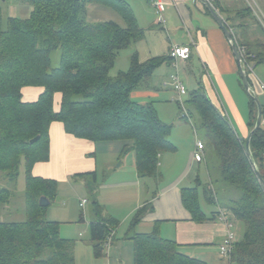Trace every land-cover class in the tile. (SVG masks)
<instances>
[{
    "label": "trees",
    "instance_id": "16d2710c",
    "mask_svg": "<svg viewBox=\"0 0 264 264\" xmlns=\"http://www.w3.org/2000/svg\"><path fill=\"white\" fill-rule=\"evenodd\" d=\"M13 1L22 3L21 7L28 11L26 18L9 15L3 5ZM91 4L111 9L124 25L112 20L89 22ZM227 25L247 61L264 64V39L257 42L247 36L252 27L259 25L252 8L244 6L230 11ZM144 36L145 30L128 0H0V172L17 184L21 169L24 170L26 201L24 221L0 222V264H76V241L63 238L59 224L46 219L47 207L39 204L41 197L51 203L56 199L57 183L32 174L36 163L50 158L53 122H61L68 134L80 139L96 143L125 142L122 153H135L139 177L161 179L162 154L176 151L169 138L172 126L160 120L153 103H139L132 94L171 58L155 57L141 62L135 51L127 72L110 75L120 52ZM56 52L60 54L57 64L53 57ZM246 72L252 86L254 80L250 71L246 69ZM25 87H39L43 91L36 101L25 102L22 94ZM57 94L61 96L59 111L55 110ZM187 102L198 113L218 156L221 189L232 187L239 192L237 198L223 195L227 202L222 203L208 171L207 185L211 189L204 186L206 201L226 210L232 219L245 226L231 262L264 264V190L246 154L245 142L240 141L227 116L213 104L203 85L189 92ZM249 107L248 126L252 130L258 110L251 97ZM262 107L264 120L263 103ZM179 108L183 118L192 121L186 102L184 108L180 105ZM38 136L39 140L31 143ZM250 148L264 179V124L251 138ZM90 174L97 184L95 172L79 176ZM197 183L182 189L181 197L192 220L202 223L209 218L201 208L197 187L201 184ZM12 196L11 190L0 189V208ZM152 209L147 204L133 216L127 236L133 244V264H207L181 253L175 241L161 237L158 224L149 234L136 233V227ZM219 209L212 219L218 216ZM92 211L90 242L99 258L117 221L104 215L97 198L93 199Z\"/></svg>",
    "mask_w": 264,
    "mask_h": 264
},
{
    "label": "crops",
    "instance_id": "0c3cea01",
    "mask_svg": "<svg viewBox=\"0 0 264 264\" xmlns=\"http://www.w3.org/2000/svg\"><path fill=\"white\" fill-rule=\"evenodd\" d=\"M130 1L131 0H128V3L132 7ZM164 2L166 6V22L165 25L161 27L167 30V26H170V30L173 34H176V36H187L191 40L188 44H177L192 47V53L189 59L178 62V70H183L185 72L188 71L189 74L191 73L194 75L192 69H200V78L202 79V84L208 97L216 107L225 111L229 117L232 116L242 132V136L247 137L250 129L248 124L244 123V120L239 116L235 97L239 95L240 91L238 86L240 84L237 80L239 67L230 42L212 17L207 8L206 2H201L200 0H164ZM146 3L147 4L142 3V6H151L155 12L152 3L149 0H146ZM210 5L226 23L230 11L234 12L245 6L244 2L241 0H214ZM89 6L92 8H89L88 11L93 9L94 15L102 16V13L110 14L108 10L111 9L106 8L103 5L91 4ZM225 10L230 11L228 12ZM14 11L16 13L17 9L15 8ZM111 16L113 18L115 17L113 14H111ZM106 21L110 20L107 19ZM116 22L122 26L124 25L121 18L119 21L116 20ZM236 23H239L238 19ZM168 31L167 33L169 36ZM173 44H170L167 51L162 55H160L161 53L159 52L156 53L153 49L150 50L147 55L145 54L144 57L139 50L136 52L139 54L140 61L146 62L151 58L170 56L169 53ZM164 66L171 68V61L159 67L154 72V76L150 77L144 84L145 87L143 86L135 91L132 94V97L135 99L139 98L142 101L143 98H149L152 96V90L155 87V85L153 86V77L161 74L162 71L164 72ZM170 76L172 78V75ZM253 82L257 84L253 89L255 93L258 95L263 94L259 88L258 82L255 80ZM42 91L43 89L39 87H25L22 90L23 100L25 102L36 101ZM60 104L61 96L60 94H57L55 97L56 111H59ZM125 144L126 143L122 141L96 143L87 139H80L68 134L61 122H53L50 126V158L46 162L36 163L32 169V174L35 177L55 181L57 183L58 195L61 186L73 181L74 177L79 174L95 172L98 181V171L99 168H101V164L104 166L107 165L108 169H111V163L98 162V156L102 154L107 157L113 155V157L116 158V161L121 160L117 168H115L113 175L115 176L118 174V181L114 180L111 183H108V185L103 186V189L104 187L114 186L126 188L136 186V188H140V183L144 180H149V185H151L153 189L150 199L149 196L144 199L136 197L135 207L123 217V219L118 215L120 213H117L115 209L110 212L106 210L108 203H103V205L99 202L104 208V215L111 216L116 221L121 218L124 222L122 227L127 224L124 235L122 236L124 240L129 241L127 236L129 234L132 220L129 223L128 221L135 215L139 208L150 204L153 209L146 212L145 217L135 229L136 233L149 234L158 224L161 237L175 241L178 244V250L181 253L192 258L201 259L207 264H234L223 259L219 254V246L224 240L226 231L225 226L218 221L217 216L213 217V219L212 216H214V213H217L220 207H218V205L210 204L213 206V210H211L210 213L201 207L209 220L198 223L192 220L190 212L182 203L181 191L184 188L194 187V183L196 184L199 181V169L202 162H194L191 154L186 162H176L171 156H163V154L160 162L161 179L158 181L151 178L142 179L137 173L135 153L132 152V156L123 155L122 153ZM105 171L106 170L102 169L101 173L103 174ZM147 189L151 192L150 186L147 187ZM202 193L204 195V190H202ZM139 195L140 194H137V196ZM80 203L81 201L79 202L81 207ZM206 203L208 202L206 201ZM116 205L119 204L117 203ZM91 214V220H93V211H91ZM118 233V231L115 233L111 245H114ZM79 242L81 243L78 244ZM84 244V242L82 243V241L77 240L75 248H81ZM85 245L88 246L87 249L89 250L85 260H83L84 264H104L103 259H108L107 263L112 264L111 257L104 258L106 254H102L99 258L94 255L91 242L90 244L88 243ZM111 249L112 253H115L112 246Z\"/></svg>",
    "mask_w": 264,
    "mask_h": 264
},
{
    "label": "rangeland",
    "instance_id": "374dc122",
    "mask_svg": "<svg viewBox=\"0 0 264 264\" xmlns=\"http://www.w3.org/2000/svg\"><path fill=\"white\" fill-rule=\"evenodd\" d=\"M244 2L245 6H249L252 8L255 16L259 20V25L257 27H252L249 33L247 32V36L251 40H259L260 42L264 39V0H241ZM142 3L147 4L146 0H131L130 4L133 7L135 15L139 21L140 26L145 30L144 38L132 44L129 48L122 50L119 54L117 62L115 63L114 68L111 70L110 75L115 77L121 72H127L129 69V61L130 55L135 51H140L144 57V55L148 54L150 50L156 51V53L164 54L167 51V48L170 44H188L191 40L189 37L184 36H176L170 30V26H167L168 29L165 30L157 23V18L155 16L154 10L151 6H142ZM22 3H18L17 1L10 2L9 4H4L6 6L7 12L10 16H18L26 18V10L22 9ZM15 8L17 12L15 13ZM92 8L88 6V9ZM110 14H103L102 16L94 15L93 9L88 11V21L89 22H104L108 20H117L120 18L117 14L113 13V11L108 10ZM113 14L115 17L111 16ZM156 23V24H155ZM169 32V36L168 33ZM236 36L241 38L240 33H236ZM60 54L56 52L53 57L55 59V64L58 63ZM148 57V56H147ZM251 78L256 82H261L264 84V64L257 65L253 61H249ZM164 72L153 77V86L155 87L152 90V96L149 98H143L142 101L139 98H133L142 104L153 103L154 107L157 110L158 116L160 120L172 126L170 133V142L177 148L175 152L163 153V156H171L176 162H186L189 155L193 157V153L195 151L196 141L197 139L201 140L205 145V154L207 156V163L202 162L200 164L199 169V182L201 186H197L199 189L200 195V205L202 208L207 211L213 210V206L209 203H206L204 195L202 193L203 186H205L209 182L208 171L211 172L212 179L216 188V191L219 194V199L222 200V203L227 202L226 198L223 199V195L229 198H237L239 192L232 188L227 187V190L221 189V185L223 182L221 180V172L219 169V159L218 156L213 149L211 142L209 140V135L207 130L202 124V121L194 109V107L188 103L189 92L196 90L199 86L203 85L202 79L200 78V69L197 71L196 69H192L194 75L189 72H185L183 70H177L174 66L165 67ZM248 70V69H247ZM179 71V72H178ZM249 71V70H248ZM179 73L182 82L188 89V94L183 98V101L186 102L187 110L190 113L191 120L183 118V111L179 108L178 104V95L175 92L172 82L173 79L170 75H175ZM154 76V75H153ZM237 80L240 85L239 86V95L236 97L237 108L239 112V116L244 120V123H249V115H250V107L249 101L250 97L248 93L242 87L241 79L239 75H237ZM256 83L252 85L254 89L256 87ZM145 87V86H144ZM258 95V94H257ZM260 101L264 104V94L258 95ZM141 101V102H140ZM220 109V108H219ZM230 121L234 130L238 133L240 137L242 136V132L239 129L238 124L235 123L232 116L229 117L227 113L221 110ZM194 125V126H193ZM196 131V132H195ZM250 132V131H249ZM130 151L127 155H131ZM132 156V155H131ZM98 162H110L111 169H108L107 165L101 164V168L98 171V181L97 184L94 183V176H75L73 181L66 183L61 186L58 191V195L55 200L46 208V219L55 221L60 226V234L63 238H67L69 240L82 241L85 244H90V231L89 224L92 221V207H93V199L97 198L100 203H108L106 206V210L108 212L117 211V213L122 219L125 217L132 209L135 207L136 197L144 199L145 197L152 195V187L149 185V180H144L140 183L141 187H104L111 183L112 181H118L117 175H114V170L117 168L118 164L121 160L116 161L112 156H105L104 154L98 156ZM106 170L105 173H101V170ZM147 184V185H145ZM198 183H194L196 186ZM150 186V191L147 187ZM208 186V185H207ZM211 185L208 186L209 190ZM0 189H8L11 190L13 196L11 201L3 205L0 208V222H21L26 219V201H25V177L24 171L21 169V174L19 176L17 184L9 181L5 175L0 172ZM137 194H140L137 196ZM85 199L87 203L84 207H80L79 202ZM80 200V201H79ZM40 201V200H39ZM119 205H116V204ZM104 205V204H103ZM106 205V204H105ZM109 205V206H108ZM103 207V206H102ZM225 207V205H224ZM104 209V208H103ZM119 218L117 219V226L115 228V233L118 231V235L115 239L114 245H104L103 254L104 258L111 257L112 264H133L134 262V249L133 244L130 241L124 240L122 236L124 235L126 225L122 227L123 220ZM231 220L236 225V237L237 240L242 238V235L245 230V226L242 222L235 220L230 216ZM133 219L128 221V223ZM122 223V224H121ZM81 234V236H80ZM79 242L78 244H80ZM83 245L81 248L74 249V255L76 256L77 264H84L85 257L88 254V246ZM111 246L114 248L115 253H112ZM108 259H103L104 264L107 263Z\"/></svg>",
    "mask_w": 264,
    "mask_h": 264
},
{
    "label": "built area",
    "instance_id": "2783aa9c",
    "mask_svg": "<svg viewBox=\"0 0 264 264\" xmlns=\"http://www.w3.org/2000/svg\"><path fill=\"white\" fill-rule=\"evenodd\" d=\"M153 8L155 9L156 16H157V23L159 26L165 25V11L166 6L164 0H149ZM210 4L214 2V0H207ZM240 52L243 56V63L246 69L250 71L249 62L244 56L243 50L240 49ZM192 53V47L191 46H184V45H177L173 44L170 49V58H171V64L178 70V62L181 60H187L189 59L190 55ZM173 79V88L175 92L178 95V104L184 108L185 101H183V98L188 94V89L185 86V84L182 82L181 77L179 73L177 72L175 75L172 76ZM259 88L261 92L264 94V84L259 82L258 83ZM262 125L264 124V120L262 119ZM193 160L196 163L205 162V145L204 143L197 139L195 151L193 153ZM87 203L86 200L81 201V207H84ZM217 219L220 223H222L225 226L226 235L224 237L223 242L219 246V254L223 259L228 260L231 262V255L234 250L235 244L237 242L236 237V226L235 223L231 220L229 213L226 210L219 209V213L217 216ZM114 230H112L110 236L107 239L106 245H111L113 237H114Z\"/></svg>",
    "mask_w": 264,
    "mask_h": 264
},
{
    "label": "water",
    "instance_id": "95a60500",
    "mask_svg": "<svg viewBox=\"0 0 264 264\" xmlns=\"http://www.w3.org/2000/svg\"><path fill=\"white\" fill-rule=\"evenodd\" d=\"M200 1L206 2L207 8L209 9L212 17L217 22V24L219 25V27L221 28V30L225 34L226 38L230 42L233 54L235 56L236 62H237L238 67H239L240 78L242 80L243 88L248 93V95L254 100V102L257 106L258 112H257V118H256L255 126L252 130H250L247 137H240V141L245 142L246 154L249 157V159H250V161L254 167V170L257 174V177L259 178V181H260L262 188L264 190V179L262 178L261 173L259 172V170L257 168V165L254 161L253 154H252L251 148H250L251 138L260 129V127L262 126V123H263L262 122V119H263L262 103H261L258 95L255 93V91L253 90V88L249 82V78H248V75L246 72V68H245L244 63H243V56L240 52V49H239V46L237 44L236 38L233 34V31L228 27L227 23L223 20V18L216 12V10L206 0H200ZM38 140H39V136L34 138L33 140H31V143H34ZM50 203L51 202L48 198H46V197L40 198L39 204L41 207H48L50 205Z\"/></svg>",
    "mask_w": 264,
    "mask_h": 264
}]
</instances>
